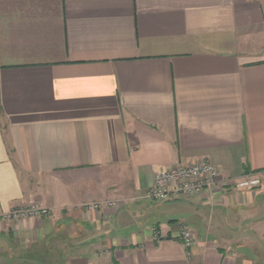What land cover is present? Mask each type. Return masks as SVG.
I'll list each match as a JSON object with an SVG mask.
<instances>
[{
	"label": "crops",
	"instance_id": "obj_1",
	"mask_svg": "<svg viewBox=\"0 0 264 264\" xmlns=\"http://www.w3.org/2000/svg\"><path fill=\"white\" fill-rule=\"evenodd\" d=\"M200 159L217 187L145 196ZM250 172L264 0H0V213L50 209L0 220V264H264V195L234 184Z\"/></svg>",
	"mask_w": 264,
	"mask_h": 264
},
{
	"label": "built area",
	"instance_id": "obj_2",
	"mask_svg": "<svg viewBox=\"0 0 264 264\" xmlns=\"http://www.w3.org/2000/svg\"><path fill=\"white\" fill-rule=\"evenodd\" d=\"M262 173L250 172L242 179L234 181L238 190H254L262 182ZM219 170L207 159H200L194 164H177L171 167H160L155 174L153 184L147 188L145 196L159 201H176L192 196H199L211 191L220 184ZM120 202L105 200L89 203L90 210L104 207H117ZM49 208L42 202L16 207L0 213V220L18 221L26 218H41L49 214ZM182 241L185 247H192L195 235L190 226H184Z\"/></svg>",
	"mask_w": 264,
	"mask_h": 264
},
{
	"label": "rangeland",
	"instance_id": "obj_3",
	"mask_svg": "<svg viewBox=\"0 0 264 264\" xmlns=\"http://www.w3.org/2000/svg\"><path fill=\"white\" fill-rule=\"evenodd\" d=\"M259 192H261L264 195V175H262V182L259 187Z\"/></svg>",
	"mask_w": 264,
	"mask_h": 264
}]
</instances>
